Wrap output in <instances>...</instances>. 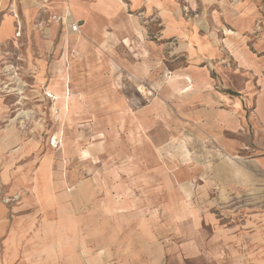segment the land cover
Here are the masks:
<instances>
[{
    "label": "rangeland",
    "instance_id": "rangeland-1",
    "mask_svg": "<svg viewBox=\"0 0 264 264\" xmlns=\"http://www.w3.org/2000/svg\"><path fill=\"white\" fill-rule=\"evenodd\" d=\"M5 1L0 30L11 16L12 32L0 38V100L9 109L4 124L20 144L37 145V161L49 162L54 183L66 182L57 210L67 221L64 195L70 198L74 226L85 229L74 234V263L82 256L86 264H141L147 236L167 235L163 260L179 264L176 239L159 228V219L148 229L152 218L131 215L146 208L131 175L148 165L154 174L168 169L176 183L180 165L219 157L195 136L201 127L193 118L200 107L194 76L208 75V91L232 92L225 83L238 84L245 72L235 51L259 54L264 0H171L186 31L215 55L184 36L165 38L158 16L132 9L130 0L114 18L84 28L82 38L56 20L62 15L56 8ZM184 74L188 84L173 92ZM153 200L156 214L178 208L172 186Z\"/></svg>",
    "mask_w": 264,
    "mask_h": 264
},
{
    "label": "crops",
    "instance_id": "crops-1",
    "mask_svg": "<svg viewBox=\"0 0 264 264\" xmlns=\"http://www.w3.org/2000/svg\"><path fill=\"white\" fill-rule=\"evenodd\" d=\"M25 5L56 8L62 14L61 24L82 38L84 28L87 32L95 20L114 18L125 3L25 0ZM130 6L156 14L165 38L184 36L192 47L199 44L200 52L217 54L186 31L171 0H130ZM11 25L10 16L1 25V39L11 34ZM259 42L256 57L249 51H235L245 72H239L243 77L238 84L225 83L231 93L208 91L213 87L208 75L194 76L200 107L193 118L201 127L195 136L202 148L210 147L219 157L193 166L180 165L176 183L164 173L168 169L162 168L159 175L148 165L134 169L131 175L146 196L145 211L131 210V215L152 218V224L146 223L148 229L155 217L159 219V228L176 239L179 264L198 260L208 264H264V39ZM185 77L179 76L173 92L186 87ZM51 89L58 92L54 86ZM8 120V106L0 100V264H86L82 256L74 263V234L83 236L85 229L74 226L73 218L78 215L73 201L64 195L69 207L67 221L57 210V194L66 188V182L54 183L49 162L37 161V145L20 144L14 135L8 136L14 133L4 124ZM18 144L19 148L11 151ZM155 186L160 190L155 191ZM171 186L178 193L177 210L162 208L156 214L152 210L154 195L169 191ZM166 236H147L141 264H167L162 255L168 246Z\"/></svg>",
    "mask_w": 264,
    "mask_h": 264
},
{
    "label": "built area",
    "instance_id": "built-area-1",
    "mask_svg": "<svg viewBox=\"0 0 264 264\" xmlns=\"http://www.w3.org/2000/svg\"><path fill=\"white\" fill-rule=\"evenodd\" d=\"M83 1H84V2H92L93 0H83ZM56 20H57L58 22L63 21V19H62L61 17H58ZM73 29H74V30H77V26H74ZM10 201H12V200H6V202H10Z\"/></svg>",
    "mask_w": 264,
    "mask_h": 264
},
{
    "label": "bare ground",
    "instance_id": "bare-ground-1",
    "mask_svg": "<svg viewBox=\"0 0 264 264\" xmlns=\"http://www.w3.org/2000/svg\"><path fill=\"white\" fill-rule=\"evenodd\" d=\"M52 144H53L54 146L57 144V142H56V139H55V138L52 140Z\"/></svg>",
    "mask_w": 264,
    "mask_h": 264
}]
</instances>
